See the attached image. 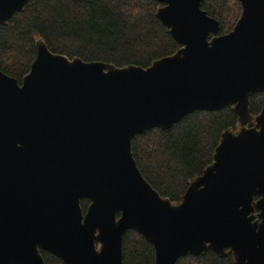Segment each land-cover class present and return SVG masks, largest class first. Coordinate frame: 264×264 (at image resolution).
<instances>
[{"label":"water","instance_id":"obj_1","mask_svg":"<svg viewBox=\"0 0 264 264\" xmlns=\"http://www.w3.org/2000/svg\"><path fill=\"white\" fill-rule=\"evenodd\" d=\"M154 1L180 48L147 68L69 60L38 40L21 84L0 71V264H45L40 251L123 264L128 230L153 246L154 264L207 251L264 264V107L249 114L264 91V0H237L225 35L202 0ZM26 5L0 0V25ZM228 106L237 130L221 134L179 203L162 198L136 165L133 137Z\"/></svg>","mask_w":264,"mask_h":264},{"label":"trees","instance_id":"obj_2","mask_svg":"<svg viewBox=\"0 0 264 264\" xmlns=\"http://www.w3.org/2000/svg\"><path fill=\"white\" fill-rule=\"evenodd\" d=\"M160 6L154 0H27L22 12L0 25V71L21 84L35 59L38 40L51 53L69 60L147 68L180 48L156 17ZM201 9L218 21L219 35L229 33L241 15L237 0H202ZM263 107L264 91L251 95L249 114L255 117ZM237 128L238 117L230 106L194 111L168 129L135 135L132 155L150 186L177 204L190 182L212 164L221 134ZM88 204L86 199L81 201L83 213ZM40 253L45 264H64L48 252ZM122 261L154 264L153 246L128 230L122 240ZM176 264L235 263L232 254L220 257L207 251L181 257Z\"/></svg>","mask_w":264,"mask_h":264}]
</instances>
